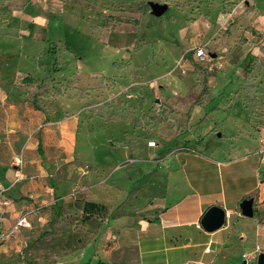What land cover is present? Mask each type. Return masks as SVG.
I'll return each instance as SVG.
<instances>
[{
	"label": "rangeland",
	"instance_id": "374dc122",
	"mask_svg": "<svg viewBox=\"0 0 264 264\" xmlns=\"http://www.w3.org/2000/svg\"><path fill=\"white\" fill-rule=\"evenodd\" d=\"M153 6L167 11L157 17ZM22 58H37L36 78L22 72L33 70ZM2 85L17 105L49 115L47 122L74 119L79 146L58 171L60 184L57 174L47 179L52 196L37 205L34 229L0 264H186L185 257L161 250L141 251L145 238L136 235V221H130L134 242L127 245L109 221L119 199L108 178L146 163L118 159L96 170L94 160L108 153L112 160L126 144L150 159L173 138L184 148H202L207 139L220 145L256 140L258 152L264 0H0ZM125 132L138 134L137 151L120 141ZM94 187L105 203L87 201ZM244 247L255 253L231 256L229 263L260 264L263 240L250 238Z\"/></svg>",
	"mask_w": 264,
	"mask_h": 264
},
{
	"label": "crops",
	"instance_id": "0c3cea01",
	"mask_svg": "<svg viewBox=\"0 0 264 264\" xmlns=\"http://www.w3.org/2000/svg\"><path fill=\"white\" fill-rule=\"evenodd\" d=\"M19 63H27L25 67L33 69L22 71L24 74L33 77V73L41 72L37 58H22ZM2 76L5 78L7 71H2ZM14 94L2 85L0 186L12 199L11 206L0 209L2 231L9 230L24 211L49 201L52 188L48 186H51V182H47V179L57 174L55 186L60 184L58 171L69 164L71 155L79 146L74 119L51 116L50 122H47L45 118L49 115L31 105H17ZM135 126L134 130L137 131ZM137 135L125 132L120 141H128L137 151L140 145ZM208 140L203 142L202 148L180 147L183 145L178 144L180 140L177 138L167 144L163 141L150 159L133 154L126 144L120 156L115 155L111 160L109 156L112 154L108 153L103 161L94 160L96 170L112 165L118 159L121 162L130 161V166L140 160L146 163L132 171H116L107 180V187L110 189V184H113L111 188L116 190L112 192L119 199L109 221H112L111 225L122 243L127 245L134 242L130 233L134 228L130 221H136L135 225L139 227L136 235L145 238L139 242V249L144 253L148 252V248L154 253L161 250L164 256L167 253V256L185 257L186 264H231L228 261L231 256L243 260V255L255 253L253 249L246 254L244 245L250 238L264 242V220L260 221L264 218V163L255 151L258 142L220 145L213 141L207 143ZM173 146L176 147L173 149ZM18 153L23 165L17 178L12 160ZM94 188L87 201L105 203L98 197V189ZM248 198L254 200L256 215L252 218L243 217L239 209L241 201ZM211 206L226 211L223 227L211 233L197 231L202 230L198 225ZM38 213L29 217V227H21L11 238L0 242V257L18 251L24 237L34 229ZM168 241H175V244L169 246ZM207 247L210 248L209 252H205ZM208 255H213L210 263L202 260Z\"/></svg>",
	"mask_w": 264,
	"mask_h": 264
},
{
	"label": "water",
	"instance_id": "95a60500",
	"mask_svg": "<svg viewBox=\"0 0 264 264\" xmlns=\"http://www.w3.org/2000/svg\"><path fill=\"white\" fill-rule=\"evenodd\" d=\"M153 11L155 16H162L166 11V6H153ZM217 137H220V133L217 134ZM254 200L253 198L244 199L239 204V209L243 217L252 218L254 216ZM226 218V211L218 206L209 207L203 214L200 220L201 228L208 232H214L223 227ZM261 258H264V254L260 255V264ZM245 264V262L243 263Z\"/></svg>",
	"mask_w": 264,
	"mask_h": 264
},
{
	"label": "built area",
	"instance_id": "2783aa9c",
	"mask_svg": "<svg viewBox=\"0 0 264 264\" xmlns=\"http://www.w3.org/2000/svg\"><path fill=\"white\" fill-rule=\"evenodd\" d=\"M261 143H262L261 149L257 152V155L259 156L260 161L264 163V136L261 139ZM12 165L15 167L17 171V178H18L21 174V168L23 165L22 157L21 156L14 157L12 160ZM11 204H12V199L6 193V190L2 186H0V209L7 208L11 206ZM41 208L42 206H37L35 208L24 211L19 215L17 221L9 230L7 231L0 230V242L6 241L9 238H11L13 234L17 232L21 227H29L30 226L29 217L33 214L38 213ZM1 223H2V216L0 215V226ZM198 227L200 228V225H198ZM257 250H259V247H257ZM209 251L210 248L207 247L205 249V252H209Z\"/></svg>",
	"mask_w": 264,
	"mask_h": 264
},
{
	"label": "bare ground",
	"instance_id": "6f19581e",
	"mask_svg": "<svg viewBox=\"0 0 264 264\" xmlns=\"http://www.w3.org/2000/svg\"><path fill=\"white\" fill-rule=\"evenodd\" d=\"M261 262H262L261 264H264V258H261Z\"/></svg>",
	"mask_w": 264,
	"mask_h": 264
},
{
	"label": "trees",
	"instance_id": "16d2710c",
	"mask_svg": "<svg viewBox=\"0 0 264 264\" xmlns=\"http://www.w3.org/2000/svg\"><path fill=\"white\" fill-rule=\"evenodd\" d=\"M246 60H247V56H246L245 59L243 60V63L246 62Z\"/></svg>",
	"mask_w": 264,
	"mask_h": 264
}]
</instances>
